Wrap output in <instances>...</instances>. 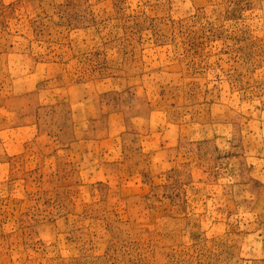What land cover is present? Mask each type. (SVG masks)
<instances>
[{"label":"rangeland","instance_id":"rangeland-1","mask_svg":"<svg viewBox=\"0 0 264 264\" xmlns=\"http://www.w3.org/2000/svg\"><path fill=\"white\" fill-rule=\"evenodd\" d=\"M0 264H264V0H0Z\"/></svg>","mask_w":264,"mask_h":264}]
</instances>
